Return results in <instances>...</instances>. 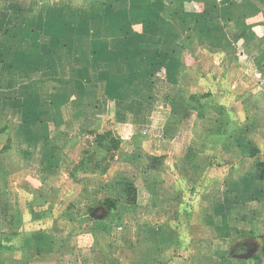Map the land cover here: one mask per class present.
Listing matches in <instances>:
<instances>
[{
  "label": "crops",
  "instance_id": "obj_1",
  "mask_svg": "<svg viewBox=\"0 0 264 264\" xmlns=\"http://www.w3.org/2000/svg\"><path fill=\"white\" fill-rule=\"evenodd\" d=\"M47 1L0 0V264H264V0Z\"/></svg>",
  "mask_w": 264,
  "mask_h": 264
},
{
  "label": "rangeland",
  "instance_id": "obj_2",
  "mask_svg": "<svg viewBox=\"0 0 264 264\" xmlns=\"http://www.w3.org/2000/svg\"><path fill=\"white\" fill-rule=\"evenodd\" d=\"M4 1V0H3ZM31 1V0H30ZM83 0H76V2H82ZM56 2H59V0L57 1V0H48L46 3L47 4H42L41 6L43 7H46V6H48L49 4L50 5H52L53 3L55 4ZM25 5L24 6H26V5H28L29 4V0H25ZM4 4V2L2 3V5ZM54 4H53V6H54ZM39 5H40V3H39ZM38 5V6H39ZM17 9V8H16ZM32 9H34V8H32ZM37 9V7H35V10ZM42 10V9H41ZM0 11H1V8H0ZM19 11H20V16L22 17V16H26L27 17V19H29V18H33V19H35V17H32V15H31V17H30V12H31V10H29L27 7H22L21 9H19ZM34 13L33 14H35V13H37L38 11H34V10H32ZM19 13V12H18ZM34 16V15H33ZM13 23V24H12ZM19 23H20V21H19V19L16 17V15H15V13L14 12H9V14H8V20H7V22H5V24H4V26L5 27H7V29L6 30H9V31H2L1 33H0V42L1 41H3V38L6 40L5 42L7 43V40H9V41H11L12 42V39H13V37L14 38H16V37H18V35H19V32H17V28H18V26H16V25H19ZM13 26H15V28L17 29L16 31H14V29H13ZM40 74L41 73H38L37 75L40 77ZM16 75H19V73H16ZM29 77V76H28ZM27 77V78H28ZM34 79H35V77H33V78H28V79H26L28 82H31V83H34V82H32V80L34 81ZM11 82V81H10ZM10 82H5V84L4 85H8V84H10ZM6 88H7V86H6ZM8 89V88H7ZM94 138V137H93ZM77 139V138H76ZM90 139H92V137H90V136H81V137H79V139H77V142H76V145L75 146H73V148L74 149H72V151L70 152V154L73 156L74 155V152L75 151H77V153H78V151H80V150H82L83 149V147H84V145L85 146H87V142L90 140ZM81 146V147H80ZM80 147V148H79ZM76 153V154H77ZM2 217V216H1Z\"/></svg>",
  "mask_w": 264,
  "mask_h": 264
},
{
  "label": "trees",
  "instance_id": "obj_3",
  "mask_svg": "<svg viewBox=\"0 0 264 264\" xmlns=\"http://www.w3.org/2000/svg\"><path fill=\"white\" fill-rule=\"evenodd\" d=\"M7 127H0V134L6 130ZM91 133V132H89ZM95 145L96 147L105 148V151H110L113 149H116L118 146V140L111 135L110 131H106L104 133H96L95 135ZM82 154H85L83 156V161H90L92 159L91 155H89L86 151V149H82ZM153 160H156L155 158H152ZM107 167V166H106ZM105 167V168H106ZM104 168V169H105ZM123 193L125 195L124 201L130 204L136 203V188L131 183H125L123 186ZM104 203H110L112 205H116V200H106ZM6 234H1L0 239H5ZM4 247L2 241L0 240V248Z\"/></svg>",
  "mask_w": 264,
  "mask_h": 264
}]
</instances>
